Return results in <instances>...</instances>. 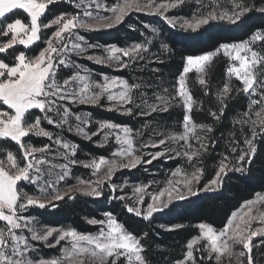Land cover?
Instances as JSON below:
<instances>
[{"label": "snow or ice", "instance_id": "snow-or-ice-1", "mask_svg": "<svg viewBox=\"0 0 264 264\" xmlns=\"http://www.w3.org/2000/svg\"><path fill=\"white\" fill-rule=\"evenodd\" d=\"M54 2L55 0H0V37L7 38L10 35L9 39L0 41V54L14 57V62L11 64L4 59H0V102L11 110L10 112L0 111V140L10 139L15 142L23 154L24 161L21 166L16 155L10 149L0 148V155L6 153V159L0 158V222H5V227L0 228V264H120L121 258H123V264H149V261L143 255L145 248L141 240L128 232L111 213L104 214L105 220L89 219L87 221L92 225H101L99 232L94 235L80 233L74 228L57 229L48 227L43 232H38L22 214L30 206L44 208L46 205H51L55 207L52 201L63 200L65 196H69L70 199L74 198L69 195L74 192L99 198L103 194L105 181H111L113 174L118 169L135 168L142 162L141 156L134 154L135 149L130 128L127 126L121 127L112 122H101L97 132L88 133L80 124L71 125L69 123V117L73 115L71 109L58 103L59 101L67 100L69 103L95 106L99 105L102 98H106L110 103V110L123 109L125 113L131 114L133 109L125 107V105L134 104V90L140 87L139 84H129L126 79L119 77L109 78L107 75L103 76V83L93 82L87 69H83L86 74H81L80 71H77L72 76L64 78L62 83L59 82V66L69 67L74 64L73 61L68 59L69 53L83 56L88 49L98 47V45L87 43L75 30H99L100 28L112 27L121 23L132 9L164 16L169 8H174L184 3V0H174L172 3L162 4H155L153 0H148L146 4L141 3L140 0H124L123 4H118L111 9V16H93L91 12L85 11V18H80L76 15L62 13L48 23H42L41 17L48 6ZM83 2L84 0H81V3H77L75 6L80 8ZM92 2H95V0H92ZM102 6L101 4L96 5L97 8ZM233 7L238 9L233 14L228 12L217 14L212 11L193 16L191 20L185 19L180 22L179 26L185 30L191 29L195 31L212 20H228L235 23L245 13L252 10L254 5L246 4L244 0H240L239 3H234ZM14 10H22L23 13H26L27 17L30 18V22L26 24L20 18L10 21L8 14H12ZM255 10L264 12V7ZM166 19L169 25L173 27L177 25L176 19L167 17ZM52 26H56V31L46 39V47L40 50L38 55L30 57L26 51H16L14 47L16 45H23L25 49H30L31 46L40 40L42 29ZM257 41L264 43V32L257 30L250 39L239 43L221 44L215 52L196 57L189 56L186 58L183 73L186 74L195 68L201 74L199 83L205 85L206 81L202 74L219 51L223 50V54L226 57L239 62L238 67L235 65L228 67L227 73L229 77L235 76L242 83V91L246 95H255L258 88H264V79H259L257 72L258 68L264 66V55L259 54L252 48V45ZM161 47L167 49L168 46L165 44ZM148 50L147 45L140 42L126 47L111 45L105 47V55H90L86 56V58L97 64L111 65L118 69H124L130 67L133 62L144 59L143 54L148 52ZM74 66L77 69L81 68L78 64ZM184 74L179 77L176 92V96L180 97L185 110L183 132L160 139L154 142L152 147L165 145L166 140H170L173 143L184 141L186 147L182 146L183 151L175 150V155L185 156L189 162H192L194 158L200 157L201 152L199 149H192V145L189 142L190 139L201 142L200 148L206 149L207 145L204 143V137L198 135L196 130H206L210 133L213 129L209 125L193 122L190 113L195 102L187 89ZM259 75H264V73ZM81 84L82 87L80 86ZM93 87L98 89V91L92 90ZM115 89H118V91ZM231 90L230 82H226L219 96L221 98L227 97ZM260 96L261 100L253 99L251 105L264 102V92H261ZM171 99L173 98L158 96L157 100L163 107L158 109L155 104L147 105L150 111L142 114L147 115L157 110L166 111ZM221 103H223V99H221ZM61 108H63L62 112L60 111ZM33 109L39 110L42 115L36 116L34 122H29L27 116ZM223 111L224 108H221V115ZM53 112L57 114L59 119L54 120L49 115ZM213 116H215V113H213ZM244 116H249V112H245ZM256 117L257 119L250 121L252 138H245V144L249 151L242 152L237 158L236 165L232 167L225 162L228 159L225 157L218 166L215 178L209 181L204 186V189H195V185L199 184L203 175V169L193 165L194 171L190 175L184 174L182 181H176V184L182 183V189L173 186V182L169 181L168 187L161 189L158 193L151 194L152 202L147 204L146 209L142 210L138 205L142 204L145 195L149 194L145 191L148 186L135 187L134 192L138 194L136 197L137 206L126 205L127 211L134 213L138 217L143 216L145 220H148L153 217L154 213L167 208L175 200H183L188 196L197 195L199 191H212L214 188L222 186V179L223 176L227 175V171L233 169L235 171H244L243 162L246 157L248 163L251 164L252 158L257 151L258 145L254 143V140L259 133L256 131V126L260 125V133H264V106L256 112ZM75 119L85 125L89 123L86 116L75 115ZM42 120L47 121L50 125L55 124L56 127L67 126L68 131H75L86 139H91L92 136L98 135L104 129L115 130L119 128L122 134L115 132L105 133L103 142H107L108 136L114 134L120 147L113 154L114 158L111 160L100 158L97 162V160L93 159L84 164L85 167L94 169V175L100 173L102 168L106 169L95 182L79 179L76 185H71L63 191L51 181H45L44 184H40L39 181L43 176L41 166L50 162L43 155L38 157L36 154H43L49 151L50 146L35 147L31 144L26 145L24 138L28 137L29 134H35L51 140L53 133L41 127ZM238 122L249 123L247 120ZM136 135H139V133H136ZM54 142L65 149V152L59 153V155L68 161L67 164L52 166L62 170V174L57 177L58 182L69 175V164L79 163L71 158L75 155L78 145L75 143L70 144L66 141L62 142L59 137ZM172 151L173 149L165 147L163 151L151 154V159L144 162L151 164L153 160ZM232 151L235 152L236 149L233 148ZM169 158L172 157L169 156ZM49 174H51V169H49ZM179 174L180 170L173 173L174 176ZM20 182H29L37 185L39 195H31L23 191L19 187ZM109 187L115 192L117 186L109 183ZM165 196L166 199L162 200L161 197ZM118 199L123 200L124 197L121 196ZM258 202L264 203V196H258L256 200L247 201L245 205L247 212L239 215L238 219V214L234 213L233 218L219 232L209 224L200 223L198 225L200 230L199 237H195L187 243V251L184 258L176 261L175 264H188V262L196 264L193 246L201 238L207 243L204 244L203 249H197V251L206 252L208 259H212L213 254H215L216 264H223L225 258H227L228 264H232L233 258L236 264H245V258L246 264H255L252 256L253 237L264 236V227L250 230L254 220L259 219L264 224V211L259 212L258 216L251 215L254 206ZM161 227L164 226L161 225ZM25 228L31 233V240L44 242L48 247H56L61 241H67V246L62 250V256L53 259L31 258L32 245H30L29 240L23 234H17V230L22 233ZM50 237H54V243H49ZM235 245H242V250L239 252L234 251ZM261 246H264V240L261 241ZM9 250L11 254H9Z\"/></svg>", "mask_w": 264, "mask_h": 264}, {"label": "trees", "instance_id": "trees-1", "mask_svg": "<svg viewBox=\"0 0 264 264\" xmlns=\"http://www.w3.org/2000/svg\"><path fill=\"white\" fill-rule=\"evenodd\" d=\"M239 2L240 0H184V3L178 5L177 14L189 17L196 13L201 5L217 4L222 9H229L232 4ZM244 3L254 7L235 23L214 20L193 31L171 27L158 16L132 13L116 26L87 33L86 37L91 42L117 46L141 42L149 37L146 65L138 67L135 72H129L126 69L111 71L108 68H99L98 71L114 73L126 79L129 84H133V77H135L151 81L154 86L158 85L159 90L166 89L167 92L163 95L173 98L167 110L159 114L153 113L142 120L144 124H146L144 121L154 123L163 132H177L181 128L184 111L175 95V84L183 69L185 58L212 51L220 44L246 39L257 30L264 31V12L255 10L264 7V0H244ZM71 11L72 8L68 4L57 1L48 6L41 21ZM8 16L10 21L20 18L22 22L29 23L27 14L22 10H14ZM150 27L155 28L157 32L150 33ZM6 39L9 37H0V41ZM43 39L41 37L30 49H25L22 45L14 47L17 52L26 51L28 56L33 57L45 47ZM165 44L168 46L167 49L161 47ZM0 59L10 64L14 62V57L4 54H0ZM227 65L228 61L225 57L215 56L206 68L205 85H201L196 80L193 72L188 75V88L195 102L190 113L191 118L196 124L209 125L213 129L212 132H208L209 142L206 150L197 158L199 167L203 169L202 183L210 181L215 176L218 163L230 154L232 146H243L246 137L252 138L251 128L246 123L238 122L243 121L244 113L248 112V98L242 91L240 81L227 76ZM226 82H230L232 90L227 97L221 98L219 93ZM221 108H224L222 115ZM85 109L100 120L126 125L133 130L141 127L135 115L118 114L92 106H86ZM34 113L33 111L31 114ZM256 131L259 133L254 140V143L258 145L257 151L251 164L246 157L243 162L244 171H230L223 177L222 186L218 190L198 193L175 201L162 211L154 213L148 220L129 213L122 200L110 198L107 194L99 198L74 195V198L70 199L66 196L63 200L53 203L55 207L49 205L41 209L32 208L28 215L47 226L70 227L81 233H91L97 231L99 225H92L87 221L102 220L105 213H111L128 232L141 240L145 248L143 255L149 264H175L176 261L184 258L187 243L198 235L200 223L221 229L243 202L257 193L264 192V133H260L258 128ZM28 139L34 146L44 145V140L39 138L29 137ZM72 139L78 144L80 150L91 156H108L112 150L107 146L96 145L91 140L76 136H72ZM0 148L10 149L17 159H21L20 148L11 140H1ZM3 157L4 153L0 155V158ZM179 163L180 161L175 159L165 162V165L168 169H173ZM120 175L130 182L141 179L138 170H124ZM21 186L22 184H19L20 188ZM262 240L264 236H259L252 241L254 245L252 256L255 264H264ZM195 260L196 264H213L212 259H208L204 252L200 254L196 252Z\"/></svg>", "mask_w": 264, "mask_h": 264}, {"label": "rangeland", "instance_id": "rangeland-1", "mask_svg": "<svg viewBox=\"0 0 264 264\" xmlns=\"http://www.w3.org/2000/svg\"><path fill=\"white\" fill-rule=\"evenodd\" d=\"M57 1H63L64 3L68 4L72 8L71 12L64 13V14L76 15V16H79L80 18H85L84 17V12L85 11L91 12L93 16H111L112 15L111 9L114 8L118 4H123L124 3V0H95V2H92V0H84V2L81 4V7L77 8L75 5L77 3H81V0H55V2H57ZM140 2L146 4L148 2V0H140ZM153 2L155 4H162V3H172L174 1H170V0H164V1L153 0ZM97 4H101L103 6L100 7V8H97L96 7ZM233 5L234 4H232V6L229 7V9H222L217 4H213L211 6H209V5H201V6H199L200 8L198 9V11L196 13L192 14L189 17L178 15L177 14V7L178 6H176L174 8H169L168 11L164 14V16H161V15H159L157 13H150L148 11H137L135 9H132L131 11H129L126 16H128L129 14H132V13H143L145 15L158 16L159 18L163 19L167 24H168V22H167L166 17L167 18H173V19L177 20V25L175 26V28L184 29V28H181L179 26V24H180V22H182L185 19L191 20L193 18V16H197V15H200V14H206V13L212 12V11H215L217 14L222 13V12H228L229 14H233L235 11H238V9H235L233 7ZM60 15L61 14H59V15H57V16L49 19V20L47 19L45 21H42V23H48L49 21H51L52 19H54V18H56V17H58ZM42 17H41V19H42ZM212 21H214V20H212ZM225 21H228V20H225ZM29 22H30V18H29ZM116 25H114V26H116ZM114 26H112V27H114ZM171 27H173V26H171ZM109 28H111V27H109ZM109 28H100L99 30H84V29H76L75 30L80 36H82L84 38L85 41H87V43L92 44V45H98V47L88 49V51L83 56H77V55H75V53H69L68 54V59L73 61L74 64L70 65L69 67H64L62 65L59 66V68H58V80H59V82L62 83V80L64 78L72 76L77 71H80L81 74H86L83 71V69H87L88 70V73H90L91 80L93 82L103 83V76L104 75H107L109 78H112V77L122 78V77H120L118 75H115L114 73H101L98 70H99V68H108L111 71L123 70V69H118L117 67H114V66H111V65L97 64L94 61H91V60L86 58V56H90V55H92V56H95V55L103 56V55H105V52H104L105 47L111 46V45H102V44H99V43H96V42H91L86 37V34L87 33H91V32H95V31L104 30V29H109ZM150 30H151L150 33L157 32V30H155V28H152V27H150ZM187 30H191V29H187ZM54 31H56V26H52L50 28L42 29V32L40 33V37L44 38L43 41L45 43V47H46V39L48 37H50L51 34ZM262 32H264V31H262ZM252 35H250L246 39H243V40H240V41L231 42V43H227V44L239 43L241 41L248 40V39H250V37ZM9 38H10V35H9ZM148 40H149V37H146V39L144 41H141L140 43H145L147 45L148 49H149V41ZM132 44H134V42L129 43V44L125 45V46H118V47L131 46ZM220 45H218L214 50L209 51V52H215L219 48ZM115 46H117V45H115ZM252 48H253L254 51L258 52L259 54L264 55V49H263L264 48V43H261V42L257 41L255 44L252 45ZM209 52H204V53L199 54L197 56L204 55V54L209 53ZM147 54H148L147 52L143 54L144 55V59L138 60L136 62H133L130 67H127V68H124V69L128 70L129 72L130 71H132V72L134 71L135 72L136 70H138V67L143 66L144 64L146 65L147 62H145V60H147V57H146ZM217 55H222L223 57H225L227 59V61H228L227 69H228V67H230L232 65H235L237 67L239 66V62L238 61H233L229 57H226L223 54V50H220ZM249 55H250V53H249ZM193 57H196V56H193ZM186 58H185V61H184L183 69H184V67L186 65ZM125 59H127V58H125ZM75 64L80 65L81 68L77 69L74 66ZM183 69H182L180 75L176 79L175 95H176L177 88H178L179 77L181 76V74H184L183 73ZM227 69H226V73H227ZM205 71H206V69H205ZM192 72L195 74L196 80L198 82H199V76L201 75V74H199L197 72V70L195 68H193L188 73L184 74L185 82H186V86H187L188 91H189V88H188V75L190 73H192ZM257 72H258V78L259 79H264V75H259L260 73H264V66L258 68ZM132 74H134V73H132ZM202 75H203V78H204L205 77V72ZM132 76H134V75H132ZM227 76L229 77L228 73H227ZM229 78H235V76H232V77H229ZM133 80H134L133 84H139L140 87L138 89L134 90V93H133V97H134V101H135L134 104L125 105V107H131L133 109V112L130 115H135L138 118V121L141 124V127L140 128L137 127L134 130L132 128H130L129 126H127V127L132 130V138H133V144H134V149H135V153L134 154L135 155H140L141 158H142V162H141V164L137 165L135 168L118 169L113 174V176L111 178V181H105V183L103 185V194L109 195L110 198L117 197L116 199H118V197L123 196L124 199L122 201L125 203V206L127 205V206L135 207V206H137L136 197L138 195V194H136L134 192L135 187L147 185L148 187L146 188L145 191L147 193H149V194L145 195L144 202L142 204L138 205L143 210V209H146L148 203L152 202L151 201V194L152 193H158L161 189H164V188L168 187L169 186V184H168L169 181L173 182V186L182 189L183 188L182 183L181 184H176V181H182L183 177H184V174H189L190 175L192 173V171H194L193 165L199 167V163H198L197 158H194L192 162H189L187 160V157L182 156V155L181 156H176L175 155V150L183 151V147L182 146L186 147L184 145V141H179L177 143H173L170 140H166V144L165 145H162V146H159V147H152V144L154 142H157L160 139H165L166 137H168L170 135H173V134H181L183 132V121L181 123L180 130L177 131V132H171V133L163 132L160 128H158V126L154 125V123H150V121L149 122L148 121H144V122H146V124H144L143 120H142L143 118H146V117L150 116L153 113L159 114V113L163 112L162 110H157L155 112H150V114H147V115L146 114H142V113H147V112L150 111L149 108L147 107V105L155 104V105L158 106V109L163 107L160 104V102L157 100V97L158 96L167 97V95H163V93L167 92V91H165L166 89L159 90L158 85L154 86L153 84H151V81L149 82V81L144 80V79L140 80V79H136L135 77H133ZM241 85H242V83H241ZM80 86L82 87V84ZM242 88H243V85H242ZM92 90L98 91V89H96L95 87H93ZM115 90L118 91V89H115ZM261 92H264V88H258L257 89V93L255 95H251V94L246 95L247 98H248V101H249V107H248L249 116H247V117L243 116L242 120L243 121L244 120L249 121V123H246L249 127H250V121L257 119L256 112H258L260 110V108L262 106H264V102L258 103L256 105H251V101L253 99H255L257 101L261 100V96H260ZM189 93H190V91H189ZM176 97L179 99L180 104L182 106V101H181L180 97H178V96H176ZM58 103L62 104L64 106H67L68 108L71 109V112H72L73 115L69 117V123L71 125H73V126H75L76 124H80V126L85 128V131L88 132V133L97 132V130L100 128V123L101 122H111V121L100 120V119H97V118L93 117V115L88 110L85 109L86 106L99 107L101 109L108 110V111H113V112L118 113V114L128 115L127 113H125L123 111V109H121V110L111 109L110 110V103H109V101H107L106 98H102L100 103H99V105H95V106L94 105H89V104L69 103L67 100L59 101ZM137 105H139V107H137ZM250 105H251V109H250ZM182 109H183L184 114H185V110H184L183 106H182ZM0 111H9L10 112L11 110L7 109V106L3 105V103L0 102ZM33 111L35 113L31 114ZM60 111L62 112L63 108H61ZM29 115L31 117H28ZM29 115L27 116V120L29 122H34L35 117L36 116H40L42 114L39 112V110L33 109V110H31ZM49 115H51L54 120L59 119V117L57 116V114L55 112L50 113ZM75 115H81L82 117L86 116L87 119L89 120V123L87 125H85L84 123H81L80 121H77L75 119ZM116 125H119V124H116ZM119 126L123 127V126H126V125H119ZM41 127H43L45 130L50 131V132L53 133V136H52L51 140L49 138H47V137H40V136H37L35 134H29L28 137L24 138V143L26 145L31 144L28 138L29 137H33V138H39L41 140H44V145H49L50 146V150L49 151H47V152H45L43 154H40V153L36 154L38 157L43 155L44 158L47 161L50 162V163H46V164L41 166L42 169H43V176H42L41 180L39 181V183L40 184H44L45 181H51L61 191H63L64 189H66L67 187H69L71 185H76L79 179H83L85 181H91V182L97 181L99 175H102L103 172L106 171V169L102 168L100 173H97L96 175H94L93 174L94 169L91 168V167H85L84 164L92 161L93 159L97 160V162L100 160V158H105V159L111 160V159L114 158L113 154L120 147V145L117 144V142H116L114 134H110L108 136L107 142H103L104 141V137H105V133L115 132V133H118V134H122V132H121V130L119 128L115 129V130L104 129V130L100 131L98 135L92 136L91 139H86L84 136H82L80 134H77L75 131H68L67 126L56 127L55 124H51L50 125L45 120H42ZM257 128L260 129V125H257L256 129ZM196 131H197L198 135H201V136L204 137V143H206V145H208V142H209L208 132L206 130H200V129H197ZM136 133H139V135H136ZM72 136H76V137H78L80 139H84V140H91L96 145L107 146V147L112 148V150H111V152H110V154L108 156H91V155H88V154L84 153L82 150H80V148L78 146V149L76 150L75 155L72 156L71 158L75 159L79 163L69 164L68 165L69 175L67 177H65L63 180H60V181L57 182V177H58V175L62 174V170L60 168H58V167H52V166L53 165H59V164H67L68 161L65 160L63 158V156L59 155V153L65 152V149L60 147V145H57L54 141H55V139L57 137H59L62 142L66 141V142H68L70 144L71 143H75L76 145H78L76 142H74V140L72 139ZM8 140H10V139H8ZM189 142L192 145V149L193 150L199 149L200 152H203V151L206 150V149H201L200 148V143L201 142H198L195 139H190ZM31 145L34 146L33 144H31ZM44 145H42V146H44ZM42 146H35V147H42ZM165 147H169V148L173 149V151L170 152V153H166L164 156L159 157L156 160H153L151 164H148V163L144 162V161H147V160L151 159V154H153V153H155L157 151H163V149ZM233 148L236 149L235 152L232 151ZM248 151H249V149H248L247 145L245 144V142H244L243 146H232L231 150H230V154L228 156H225V157L228 158L227 161H225V162L228 163L230 167H232V166L236 165V161H237L238 156L242 152H248ZM169 156H171L172 158H169ZM224 158H222V160H224ZM2 159H6V153H4V157ZM175 159H178L180 161L179 165L177 167L173 168V169H168L167 166L165 165V162H170V161L175 160ZM18 161L20 162V164L22 166L23 163H24L23 154L22 153H21V159H18ZM125 162H127V160H125ZM220 162L218 163V166H219ZM49 169H51V174H49ZM124 170H138V172L141 174V179L138 180V181H135V182H130L129 180H127L125 178H122L120 173L122 171H124ZM177 170H180V174L174 176L173 173L177 172ZM233 170H231V171H233ZM229 172L230 171H227V173H229ZM213 178H215V176ZM109 183L115 184L117 186L115 192H113L111 190V188L109 187ZM208 183H209V181H207L205 183H202L201 179H200L199 184L195 185V189H201L202 190V189H204V186L206 184H208ZM20 184H22L21 189L23 191H26L28 194L39 195V191L37 189V185L31 184L29 182H20ZM219 188L220 187H216L212 191H216ZM49 191H51V189H49ZM203 192H209V191H199L198 193H203ZM69 195L74 196V195H83V194L78 193V192H74V193H70ZM83 196H86V195H83ZM258 196H264V192H260V193L255 194L249 200H256ZM161 199L162 200L166 199V196L165 197H161ZM249 200H247V201H249ZM175 201H178V200H175ZM175 201H173V202H175ZM247 201L243 202L230 215V217L228 218L226 224H228L229 220L233 218V214L234 213L238 214V216H237V219H238L239 215H243L244 212H247V207L245 206ZM55 202H58V201H52V204L55 203ZM47 206H49V205H46L45 207H47ZM32 208L41 209L38 206H30L27 209V211L22 214L31 223V226L35 227L38 232H43L46 228L52 227V226L44 225V224L40 223L39 221H37L36 219H34L32 216L28 215V213L30 212V209H32ZM261 211H264V203H259L258 202L257 205L254 206L251 215L258 216L259 212H261ZM140 217H143V216H140ZM105 219H106V217L104 215L102 220H105ZM1 223H2V225L0 226V228H4L5 227V222H1ZM225 225L221 229H216V230L219 232L220 230L224 229ZM259 227H264V224H262L260 222V220L257 219V220H254L252 222L250 230H255L256 228H259ZM54 228H57V229H61V228L69 229L70 227H54ZM100 228H101V225H99L97 231L91 232V233H83V234H93V235L97 234L99 232ZM17 234H23L29 240L30 245H32L30 256H31V258H35V259H39V258H44V259L58 258V257L62 256V254H63L62 250H63L64 247L67 246V241H61V243L59 245H57L56 247H48L47 244L44 243V242L33 241V240H31V233L28 231L27 228H25L22 233L20 232V230H17ZM199 235H200V230L198 228V235L195 236V237H199ZM54 237H55V234H54ZM54 237H50L49 238V243H54ZM257 237H259V236H257ZM257 237H253V239H255ZM205 243H207V241H205V240H203L201 238L199 240V242L193 246L194 257H195V253L196 252H198L200 254L201 251H197V249H203V246H204ZM240 250H242V245H235L234 246V251L239 252ZM186 251H187V246H186ZM204 253L207 254L206 252H204ZM9 254H11L10 250H9ZM185 254H186V252H185ZM212 261H213V264H216L215 254H213ZM120 264H123V258H121ZM188 264H191V262H188ZM223 264H228L227 258H225L223 260ZM232 264H236L234 258L232 259ZM245 264H246V258H245Z\"/></svg>", "mask_w": 264, "mask_h": 264}]
</instances>
